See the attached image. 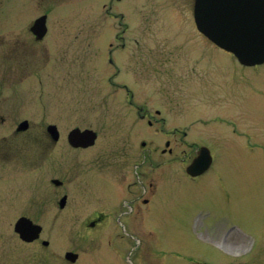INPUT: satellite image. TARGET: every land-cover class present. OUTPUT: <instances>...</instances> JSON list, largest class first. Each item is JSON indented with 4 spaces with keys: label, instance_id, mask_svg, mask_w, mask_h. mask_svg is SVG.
<instances>
[{
    "label": "rangeland",
    "instance_id": "rangeland-1",
    "mask_svg": "<svg viewBox=\"0 0 264 264\" xmlns=\"http://www.w3.org/2000/svg\"><path fill=\"white\" fill-rule=\"evenodd\" d=\"M193 2L0 0V113L7 128L28 120L48 136L47 126L56 124L59 153L76 126L94 129L99 143L125 138L129 124L139 126L128 107L134 93L159 118L147 138L160 146L151 168L164 197L156 214L148 205L146 224L123 216L131 235L114 215L96 227L84 224L96 206L74 209L67 224L52 222L46 186L55 172L41 160L38 187L26 184L32 174L25 172L22 203L8 200L7 212L0 210V264H264V63L242 65L208 43L196 29ZM42 13L49 30L37 41L29 27ZM179 121L189 144L214 152L211 168L195 179L186 173L190 159L183 167L156 164L166 147L162 126ZM130 143L143 158L138 137ZM21 213L43 225L40 238H19L14 223ZM70 250L80 253L78 261L65 258Z\"/></svg>",
    "mask_w": 264,
    "mask_h": 264
},
{
    "label": "flooded vegetation",
    "instance_id": "flooded-vegetation-1",
    "mask_svg": "<svg viewBox=\"0 0 264 264\" xmlns=\"http://www.w3.org/2000/svg\"><path fill=\"white\" fill-rule=\"evenodd\" d=\"M132 63L135 65V57L132 58ZM126 90L129 92L127 87ZM133 96L135 97L134 93L131 95L132 100L129 101L128 107L139 117L137 120L139 126L129 124L128 130L124 132L125 138L117 136L112 141L103 139L99 143L97 136L94 145L89 147H74L68 141V146H63L61 149L63 153L56 152L60 151V147L57 148V143H55L57 140H54L48 131V136L39 135L37 128L34 129L33 125L31 126L32 122H28L27 127L19 131L21 121L9 122V128H7V116L0 113V210L3 213L7 212L8 200L15 202L17 199V202L22 203L23 181L26 183L22 177L25 172L32 174L31 178L29 174L27 175L26 184L38 187L35 184V175L39 176L42 160L43 162L50 161L46 165L50 170L49 174L52 171L55 172V175L52 174L54 177H49L50 181L46 186L53 209L47 217L52 222L67 224L76 218L73 215L74 209L96 206L94 209L97 213L84 221V224L87 223L90 227L101 225L102 221L109 220L113 215L122 226L125 225V231L129 235H131L129 225L125 222L124 215L134 219L139 216L140 219H144L143 224H146L151 217L148 216V211L151 212L148 205L151 203L155 205L153 213L156 214L158 207L162 206L160 201L164 200L163 196L159 200L161 192H157V181L160 178L154 177L151 168L156 167L153 163V152L158 153L160 146L152 148L147 138L151 134V127L159 122V118L157 115L150 114L149 101L142 104ZM155 112L159 114L161 110L156 109ZM161 123L167 126L165 117L161 118ZM179 123L180 121L175 124L170 122L169 129L165 126L161 128L166 134V147L160 149L161 156L164 157H160V160L156 162L159 166L180 161L183 167V163L188 159L192 161L199 154L200 148L204 146V144L197 145V142L189 144L185 139L186 131L179 128ZM39 127H41L40 124ZM26 133L31 135L25 136ZM129 137H138V142L143 147V158H136L135 148L131 143L129 146L125 145V140ZM185 145L191 147V150ZM94 148L95 153H91L89 150ZM57 157L59 159L55 160ZM73 167L77 168L75 174H72ZM16 188L18 190H15ZM117 206L120 209L125 208L116 210ZM110 211L113 214L109 213ZM20 216L29 217L41 224L28 213H21L17 218ZM80 257L78 253L75 262Z\"/></svg>",
    "mask_w": 264,
    "mask_h": 264
},
{
    "label": "water",
    "instance_id": "water-1",
    "mask_svg": "<svg viewBox=\"0 0 264 264\" xmlns=\"http://www.w3.org/2000/svg\"><path fill=\"white\" fill-rule=\"evenodd\" d=\"M195 21L198 29L221 48L235 54L246 65L264 62V0H195ZM37 39L47 32L46 15L40 16L31 26ZM27 127V121L20 129ZM48 131L54 139L59 137L55 125ZM96 133L91 129L75 128L69 133V141L74 146L87 147L95 142ZM209 150L202 147L199 155L187 167L191 175L204 172L211 164ZM14 230L24 241L37 239L42 226L22 216L14 225ZM45 244L48 242L45 241ZM77 254L67 252L66 258L75 261Z\"/></svg>",
    "mask_w": 264,
    "mask_h": 264
}]
</instances>
